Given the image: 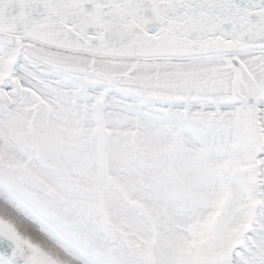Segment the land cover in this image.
Wrapping results in <instances>:
<instances>
[{
    "label": "snow or ice",
    "instance_id": "obj_1",
    "mask_svg": "<svg viewBox=\"0 0 264 264\" xmlns=\"http://www.w3.org/2000/svg\"><path fill=\"white\" fill-rule=\"evenodd\" d=\"M0 264H264V0H0Z\"/></svg>",
    "mask_w": 264,
    "mask_h": 264
}]
</instances>
